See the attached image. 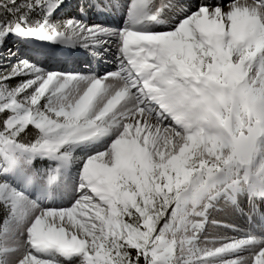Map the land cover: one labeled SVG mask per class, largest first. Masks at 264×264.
Returning <instances> with one entry per match:
<instances>
[{
	"label": "snow or ice",
	"instance_id": "1",
	"mask_svg": "<svg viewBox=\"0 0 264 264\" xmlns=\"http://www.w3.org/2000/svg\"><path fill=\"white\" fill-rule=\"evenodd\" d=\"M0 264H264V0H0Z\"/></svg>",
	"mask_w": 264,
	"mask_h": 264
},
{
	"label": "bare ground",
	"instance_id": "2",
	"mask_svg": "<svg viewBox=\"0 0 264 264\" xmlns=\"http://www.w3.org/2000/svg\"><path fill=\"white\" fill-rule=\"evenodd\" d=\"M161 28H162L161 25H155L153 27V30H160ZM101 142H102V139L100 141H95L94 140V141L90 142V144L95 145V144H98V143H101ZM68 177H69V174H68ZM67 181H68V179H67ZM53 192H54V194H50L48 196L49 198L47 197L48 199L46 197L43 198V200L47 199V202H48L47 203L46 201H43L44 203H47L49 206H57V205L66 206L67 203L70 202L66 197H63L62 194L58 196L55 191H53ZM43 193H44V196L49 194L48 192H40L39 194H36V195H39V198L41 199L43 197V195H42ZM223 211H224V213H223ZM215 213H217V216L219 215V219L223 218V216L231 215L229 209H223L222 211H218V212H215ZM214 231H216V230H214Z\"/></svg>",
	"mask_w": 264,
	"mask_h": 264
},
{
	"label": "rangeland",
	"instance_id": "3",
	"mask_svg": "<svg viewBox=\"0 0 264 264\" xmlns=\"http://www.w3.org/2000/svg\"><path fill=\"white\" fill-rule=\"evenodd\" d=\"M101 143H102V142H101ZM96 147H97V144H95V145L90 144V148L95 149ZM74 172H75V168L70 169V171H69V177H67V179H68L67 182H68L69 184H71L72 181H73V175H72V174H73ZM36 194H37V193H34V195H36ZM38 194H39V193H38ZM51 194H54V192L51 193ZM42 195H43V197L40 199V201H41V202H43V201H46V202H47V199L49 198L48 196H49L50 194L44 196V193H43ZM62 196H63V197H66V198L68 199V196H67V195L62 194ZM45 197H46V198L48 197V198H47L46 200H45V199L43 200V198H45ZM47 203H48V202H47ZM47 203H45V205H46V206H49ZM223 213H224V211H223ZM213 215H214V216H217V213L214 212ZM217 218L219 219V215H218ZM214 230H215V229H213V226H212L211 224H208V225L206 226V228H205V233H207L208 231L211 232V231H214Z\"/></svg>",
	"mask_w": 264,
	"mask_h": 264
}]
</instances>
